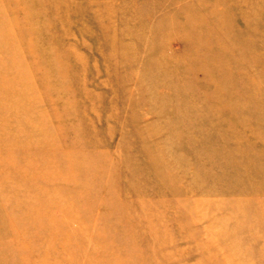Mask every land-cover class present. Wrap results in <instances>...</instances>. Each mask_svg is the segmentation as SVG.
<instances>
[{
  "label": "rangeland",
  "instance_id": "374dc122",
  "mask_svg": "<svg viewBox=\"0 0 264 264\" xmlns=\"http://www.w3.org/2000/svg\"><path fill=\"white\" fill-rule=\"evenodd\" d=\"M0 264H264V0H0Z\"/></svg>",
  "mask_w": 264,
  "mask_h": 264
},
{
  "label": "bare ground",
  "instance_id": "6f19581e",
  "mask_svg": "<svg viewBox=\"0 0 264 264\" xmlns=\"http://www.w3.org/2000/svg\"><path fill=\"white\" fill-rule=\"evenodd\" d=\"M26 257V256H25Z\"/></svg>",
  "mask_w": 264,
  "mask_h": 264
}]
</instances>
